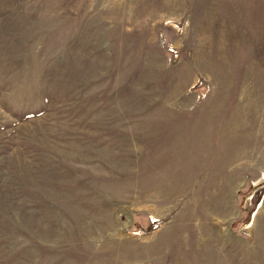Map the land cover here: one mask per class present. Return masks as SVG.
I'll return each mask as SVG.
<instances>
[{
  "label": "rangeland",
  "instance_id": "1",
  "mask_svg": "<svg viewBox=\"0 0 264 264\" xmlns=\"http://www.w3.org/2000/svg\"><path fill=\"white\" fill-rule=\"evenodd\" d=\"M0 264H264V0H0Z\"/></svg>",
  "mask_w": 264,
  "mask_h": 264
}]
</instances>
